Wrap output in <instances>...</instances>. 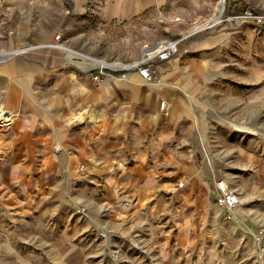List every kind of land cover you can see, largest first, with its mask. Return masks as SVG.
<instances>
[{
  "label": "crops",
  "instance_id": "crops-1",
  "mask_svg": "<svg viewBox=\"0 0 264 264\" xmlns=\"http://www.w3.org/2000/svg\"><path fill=\"white\" fill-rule=\"evenodd\" d=\"M175 1L0 0V48H27L0 52V103L17 114V130L0 135L1 180L13 182L24 166L27 178L40 170L46 185L48 170H62L69 190L85 185L82 215L89 227L104 229V239L111 236L115 245L145 228L142 236L161 257L170 255L174 233L159 219L185 247L194 217L213 207L210 195L226 166L231 170L238 156L249 160L246 170L257 154L256 145L238 147L236 129L264 131V80L253 87L251 78L212 70L208 56L194 54L205 40L185 45L180 67L176 55L158 60L159 82L136 69L93 79L101 59L109 69V63L139 60L133 30L123 37L121 26H134L145 12ZM183 1L191 14L212 9V0ZM238 3L231 0L230 7ZM93 16L104 38L91 24ZM100 39L104 54L98 55ZM93 254L73 247L64 264H93Z\"/></svg>",
  "mask_w": 264,
  "mask_h": 264
},
{
  "label": "rangeland",
  "instance_id": "rangeland-1",
  "mask_svg": "<svg viewBox=\"0 0 264 264\" xmlns=\"http://www.w3.org/2000/svg\"><path fill=\"white\" fill-rule=\"evenodd\" d=\"M218 1L212 0V9L208 14H191L186 12L189 6L187 1L176 0L171 5L158 6L145 12L135 19L134 26H121L119 33L124 37L129 33L128 29L133 30L134 46L141 58L146 47L156 45L162 39L180 37L194 21L214 18ZM230 1L226 0V12L213 26L181 43V51L175 58L178 57L180 67L186 57L185 45L193 39H196L195 44L199 42L198 39L205 40L207 46L194 54L208 56L209 61L213 62L210 63L212 70L234 72L238 77L251 78L253 87L258 86L264 80V22L258 20V15H264V0H236L239 3L235 9L230 7ZM95 19L96 16L91 18V24L97 31L99 28H96ZM99 31L98 36L104 38V32ZM213 38L221 42L214 45ZM18 48H0V52ZM95 52L104 54V39L97 41ZM160 63L158 60L154 62L157 72L152 81H160ZM0 106H4L3 103ZM12 113L13 125L0 126V135L17 130V127L14 128L17 126V114ZM252 129V132L243 130L241 126L236 129L238 147L256 145L257 154L251 165L243 169L249 160L237 156L232 160L231 170L226 166V178H219L226 180L237 191L240 204L231 212L218 204L215 186L210 195V206L213 207L204 216L194 217V229L185 247L180 246L175 229L160 218V226L174 233L170 241L171 253L162 257L157 255L156 249L149 247L142 236L145 228L140 230L141 234L132 235L134 239H128L123 245L113 244L111 236L107 239L97 238L96 231L100 227H89L92 222L80 211V207L86 203L85 185H75L69 190L62 170H48L46 185H42L40 170H30L31 175L27 178L28 170L24 166L16 170L18 178L13 182L3 181L0 177V204L7 201L12 205L11 208L5 204L0 206V264H64L65 259L72 257L73 247L81 248L87 254L95 253L89 255L93 264H264V131L260 126ZM34 162L39 165L42 160ZM234 164L238 166L236 170L232 167ZM51 166L58 167L56 164ZM229 212L232 218H228ZM10 215L14 218H8ZM84 228L88 229L83 231ZM6 244L12 247L8 248Z\"/></svg>",
  "mask_w": 264,
  "mask_h": 264
},
{
  "label": "built area",
  "instance_id": "built-area-1",
  "mask_svg": "<svg viewBox=\"0 0 264 264\" xmlns=\"http://www.w3.org/2000/svg\"><path fill=\"white\" fill-rule=\"evenodd\" d=\"M226 9H227V2L226 0H223V5L220 10L221 15L226 12ZM258 20L260 22H264V15H258ZM215 21L216 20L213 17H210L208 20L203 22H198V20L194 21L193 23H191L190 29L187 30L185 33H183L180 37L174 39H169V38L162 39L158 44L153 45L152 46L153 48L150 49L139 60L132 63H128V65H122L123 67L120 66L122 68L120 67L118 68V66L111 65L112 68L109 69L108 65H101L98 68V71L93 75V79L97 82H101L103 78L102 76H104L108 72L111 73V71L113 70L122 71L126 69L127 71L129 69H136L139 71L142 77H144L147 80H152L157 72L156 66L154 64L155 60H159V61L170 60L174 55H176L179 51H181V43L185 39L189 38L190 36L196 34L199 31H202L206 28L213 26L216 23ZM56 37L59 38L60 34H57ZM126 71H122L121 75L125 76ZM0 116H1L0 123L3 124L0 126H9L14 121V114L2 106H0ZM178 185L181 186L182 182H179ZM216 188L218 191L217 193L218 204L227 208L228 211L231 212L236 206L240 204L241 202L240 195L237 193V191L234 188L230 187V185L227 183L226 180L218 179L216 181ZM80 211L81 212L85 211V207L82 206L80 208ZM230 212L228 213V218H232V214ZM98 235L100 238L104 239L107 237V232L104 229H99ZM263 253H264V248H263Z\"/></svg>",
  "mask_w": 264,
  "mask_h": 264
},
{
  "label": "bare ground",
  "instance_id": "bare-ground-1",
  "mask_svg": "<svg viewBox=\"0 0 264 264\" xmlns=\"http://www.w3.org/2000/svg\"><path fill=\"white\" fill-rule=\"evenodd\" d=\"M222 5H223V0H220V2L218 3V6H216L217 7V9L215 10V12H214V19L215 20H217V19H219V17L221 16V8H222ZM158 46V45H157ZM152 47V46H151ZM27 48L26 47H22V48H18V49H15V50H13V52H19V51H24V50H26ZM8 53H12V52H8ZM101 61V63H103L102 65H104V60H100ZM108 64V63H107ZM110 65H112V66H118V65H128V64H120V63H109ZM0 121H1V116H0ZM0 125H3L2 123H0ZM241 128L243 129V130H248V128L246 127V126H241Z\"/></svg>",
  "mask_w": 264,
  "mask_h": 264
},
{
  "label": "water",
  "instance_id": "water-1",
  "mask_svg": "<svg viewBox=\"0 0 264 264\" xmlns=\"http://www.w3.org/2000/svg\"><path fill=\"white\" fill-rule=\"evenodd\" d=\"M152 48H153V47H150L149 50L152 49Z\"/></svg>",
  "mask_w": 264,
  "mask_h": 264
}]
</instances>
